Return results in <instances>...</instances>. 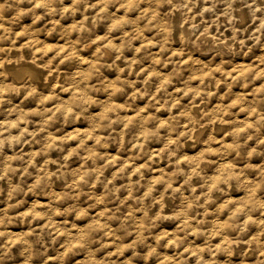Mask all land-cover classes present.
Listing matches in <instances>:
<instances>
[{"label": "clouds", "instance_id": "1", "mask_svg": "<svg viewBox=\"0 0 264 264\" xmlns=\"http://www.w3.org/2000/svg\"><path fill=\"white\" fill-rule=\"evenodd\" d=\"M0 264H264V0H0Z\"/></svg>", "mask_w": 264, "mask_h": 264}]
</instances>
